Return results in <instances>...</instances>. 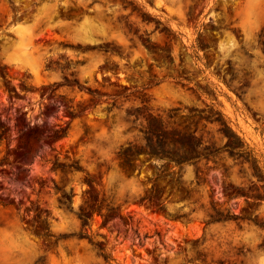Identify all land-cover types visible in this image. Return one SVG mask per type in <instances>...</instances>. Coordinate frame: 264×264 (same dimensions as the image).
Wrapping results in <instances>:
<instances>
[{"label": "rangeland", "instance_id": "1", "mask_svg": "<svg viewBox=\"0 0 264 264\" xmlns=\"http://www.w3.org/2000/svg\"><path fill=\"white\" fill-rule=\"evenodd\" d=\"M0 264H264V0H0Z\"/></svg>", "mask_w": 264, "mask_h": 264}]
</instances>
